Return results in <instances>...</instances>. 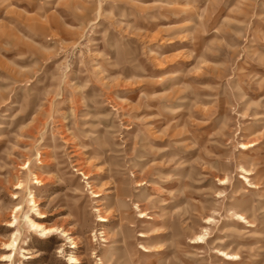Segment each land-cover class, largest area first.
I'll list each match as a JSON object with an SVG mask.
<instances>
[{
  "label": "rangeland",
  "instance_id": "obj_1",
  "mask_svg": "<svg viewBox=\"0 0 264 264\" xmlns=\"http://www.w3.org/2000/svg\"><path fill=\"white\" fill-rule=\"evenodd\" d=\"M70 257L264 264V0H0V264Z\"/></svg>",
  "mask_w": 264,
  "mask_h": 264
},
{
  "label": "bare ground",
  "instance_id": "obj_2",
  "mask_svg": "<svg viewBox=\"0 0 264 264\" xmlns=\"http://www.w3.org/2000/svg\"><path fill=\"white\" fill-rule=\"evenodd\" d=\"M101 221H102V219H100ZM32 226L36 229V230H38L39 232H40V234H41V236L42 237H47V236H50V235H52V230L51 229H42V228H40V226L39 225H36L35 223H32ZM201 237H199V239L196 241V244H200V243H202V241H201ZM69 264H75V262L76 261H74V258L73 257H70L69 258Z\"/></svg>",
  "mask_w": 264,
  "mask_h": 264
}]
</instances>
